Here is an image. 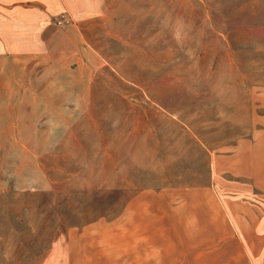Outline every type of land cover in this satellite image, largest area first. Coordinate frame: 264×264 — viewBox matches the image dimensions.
Here are the masks:
<instances>
[{
    "label": "rangeland",
    "instance_id": "rangeland-1",
    "mask_svg": "<svg viewBox=\"0 0 264 264\" xmlns=\"http://www.w3.org/2000/svg\"><path fill=\"white\" fill-rule=\"evenodd\" d=\"M107 15L98 67L0 54V264H139L174 190L264 198V0Z\"/></svg>",
    "mask_w": 264,
    "mask_h": 264
},
{
    "label": "crops",
    "instance_id": "crops-1",
    "mask_svg": "<svg viewBox=\"0 0 264 264\" xmlns=\"http://www.w3.org/2000/svg\"><path fill=\"white\" fill-rule=\"evenodd\" d=\"M109 9L110 0H0V54L60 60L70 50L80 70L98 67L92 44L101 39L95 32ZM59 15L72 24L56 28L52 19ZM171 193L186 199L188 210L172 214L170 239L141 246L139 264H264V198L203 188Z\"/></svg>",
    "mask_w": 264,
    "mask_h": 264
},
{
    "label": "built area",
    "instance_id": "built-area-1",
    "mask_svg": "<svg viewBox=\"0 0 264 264\" xmlns=\"http://www.w3.org/2000/svg\"><path fill=\"white\" fill-rule=\"evenodd\" d=\"M69 21L70 20L66 18V16L63 15L59 19H57L55 22L57 26H64V25H68L70 23Z\"/></svg>",
    "mask_w": 264,
    "mask_h": 264
}]
</instances>
